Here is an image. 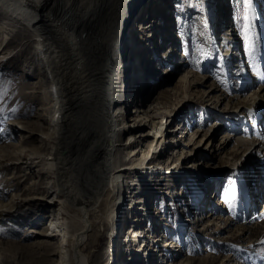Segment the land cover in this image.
<instances>
[{"label": "rangeland", "instance_id": "374dc122", "mask_svg": "<svg viewBox=\"0 0 264 264\" xmlns=\"http://www.w3.org/2000/svg\"><path fill=\"white\" fill-rule=\"evenodd\" d=\"M142 1L144 6L136 12L132 20V25L139 27L138 36L140 38L131 37L128 39V44L132 47L131 52L134 53L132 64L134 66L136 63L137 67L135 65L134 69L135 72L138 70V74L134 72L129 74L131 83L127 78V83L129 81L127 88H130L126 97L129 103L126 102L127 105L125 104L124 109H128L129 119L138 118L139 112L135 111L140 108L144 111L142 113L144 116L147 114L150 117L157 116L155 120L163 121L169 130L174 131L173 133H177L178 128L181 129L176 136L177 139H181L182 144L167 142L166 152L161 161L151 160L148 168L140 175L133 172L127 173V177L122 179L118 191L115 190L111 194L110 191H106L101 194V197L108 198L109 205L120 196H126V199L131 198L130 204L135 197V200H141V204L138 209H135L138 205L134 206V215H130L129 210L124 207L123 214L120 213V216H117L116 228L118 232L115 240L111 234L115 233V228L111 230L108 224L102 226L96 243L91 247L94 250L95 264L105 263L111 252L112 247L110 246L115 249L113 253L119 252L117 254L118 264H129L134 259L131 258L133 250L127 247L124 249L122 242L127 240L130 242L131 238L128 239L127 234L132 232L129 227L135 224L139 225L134 227L136 231L146 238L145 240V238L137 236L138 241L143 244V248L139 246V243L135 242V244L137 248H141L145 252V257L150 254L149 260L144 258V255L139 258L146 261L147 264H220L229 255L236 259L237 264H264V243H262L264 241V187L260 189V194L254 199H257L258 202H253L252 208L249 207V213L244 212L243 209L238 211V206L241 204L239 198L241 190L236 177L237 171L241 170L243 164L252 165L251 160L246 161L248 155H252V153L255 156L262 155L264 152V115L260 119L254 115V108L256 110L259 108L256 104L264 102V99L258 95L254 96L261 83L257 81L253 86L240 91L234 87V82L239 80V75L235 71L234 76L230 74L224 76L223 73L217 72L221 67L216 66L215 57L208 50V44H210V40L215 39L217 45L220 40L218 32L210 34L209 27L213 25V22H205L207 19L204 16L205 12L210 11L208 3L214 0ZM216 1L218 5L219 0ZM223 2L224 0L220 1V14H224L223 4L225 2L228 4V12L225 19L221 15L218 17L225 20L229 26L231 25L233 30H238L237 36L246 50L243 55L247 54L248 58L245 60L244 56L240 61L242 64L236 63L238 67L235 70L242 65L245 69L253 68L258 74L248 45L252 50L254 49L255 35L258 34L256 27H252L251 18L260 21L262 20L261 16L258 18L251 16L248 4L240 0L243 5L244 18L241 21H236L231 12L230 0ZM155 3L158 6L155 7ZM197 5L203 11L200 12ZM0 7L8 8L7 6ZM1 22L7 26L5 30L7 42L5 47L2 46V48L4 47L3 51L0 49V59H2L0 63V159L3 160L11 158L9 153L13 150V145L19 143L26 147L27 151L33 147L41 149V151L49 149L51 140L46 137L49 136L48 133L52 135L54 132L58 116L54 109L57 106L55 101L58 90L54 89L51 83L50 78L53 74L46 58L36 48L39 43L37 29H34L21 13L11 16L7 9L6 12L0 13ZM25 23L29 29L26 28L24 34ZM129 28L128 33L130 32ZM201 29L204 32L208 30L207 38H202L203 31H200ZM131 30L133 29L131 28ZM226 32L229 34V31ZM226 32L225 36H228ZM154 33L157 34L161 42L151 40L152 37L156 39ZM183 34L191 36V39L186 40L187 47ZM14 36H16L15 41H13ZM196 36L200 37L197 38V42L201 41V47L195 45L193 38ZM151 44L152 52L149 51ZM137 52L139 53L137 54ZM144 65L149 70L153 68L157 75H161L162 79L152 88L139 93L145 81L151 82L150 77L142 71ZM122 79L123 77L115 79L113 86ZM164 88L165 90L172 88L175 90V93L171 95L170 107L164 106L159 99ZM110 89L112 90V86L109 91ZM107 98L108 91L103 92V95L92 104H85L83 107L87 116V122L83 125L85 129H100L104 122V105ZM61 101L66 102V98L62 97ZM247 102L251 103L254 108L251 110L244 108L243 105ZM153 107L155 111L149 112ZM65 110L67 108L63 107L62 114L65 113ZM29 127H32L36 133L28 132ZM213 133L215 136H212ZM26 135L27 137H25ZM181 136L182 138H180ZM22 138L27 141L21 142ZM126 139L127 136L124 137V141ZM138 140L142 141V138ZM151 140L150 137L146 139L145 145H149ZM136 145L126 148L125 152H132ZM142 155L140 153L136 159H141ZM252 157L254 158L252 155L250 159ZM256 159H253V161L256 160V168L253 165L252 169L255 174L258 169L257 175L262 177L264 175V160L260 162L259 157ZM162 160L163 164H159ZM172 161L175 166L180 164L183 168L191 169L194 166L192 171L197 176L201 174L200 178L198 177L199 180L205 178L200 182L206 183L205 187L209 186L207 195L210 200L212 199V202H215L212 195L213 191H216V200H218L221 210L215 211L213 217L202 220L209 213L208 210H204V213L200 210L196 211L197 207L192 205L194 197L189 186L192 180L190 182L188 174L176 180L177 177L175 178L171 174L175 169H168ZM16 164L10 168L7 164L0 167V241L5 243L3 249L4 251L7 249L5 254L9 253L7 255L11 258L12 264H38V260L42 259L41 255L45 251L41 245L48 243L50 246H54L58 240L51 237L53 235L47 236L44 233L47 232V224H50L57 214L55 202L59 196L58 190L62 191L67 188L68 179L63 181L52 174L46 175V173L43 178H39L30 174V168L26 167L24 171L17 170ZM156 164L161 167L165 165V168H161L162 174L156 171ZM31 165L33 168H39L36 162ZM258 165L263 166L260 168ZM61 175L59 174V176ZM259 176L258 180L264 185V180ZM10 177L13 178L10 179ZM195 178L197 179V177ZM56 183L58 186H55ZM41 184L44 187L40 188ZM184 192L187 194L181 195ZM174 197L178 200L176 201ZM40 210H45V212L38 217ZM156 210L160 211L161 214L158 213V215H163L165 219L164 221L162 218L155 219L159 222V224H155L161 227L163 222L164 226L162 227L166 228L165 224L168 223L171 229L169 231L159 229V232L155 233L151 230H143V232L151 231L154 233V237L160 238V241L155 243L159 246L154 245L152 238L148 239L141 230L146 227V224L142 225V223H148L151 226L155 222L152 220V216L154 212L157 213ZM181 211L184 215L181 214ZM190 211H193L194 215H198L197 218H190L191 215H187ZM139 213L151 221L140 217L143 222L137 223L138 221L133 219L137 218ZM186 216H189L190 221L195 220V222L184 223L188 220ZM199 217L200 221H197ZM151 244H153L152 248L156 249L154 252L151 250ZM31 245L33 247L35 245V252L27 250ZM121 247L123 253L127 252L128 256L120 254ZM162 247L166 248L163 250ZM53 251L51 248L46 252L47 264H52L56 258V253H52Z\"/></svg>", "mask_w": 264, "mask_h": 264}, {"label": "bare ground", "instance_id": "6f19581e", "mask_svg": "<svg viewBox=\"0 0 264 264\" xmlns=\"http://www.w3.org/2000/svg\"><path fill=\"white\" fill-rule=\"evenodd\" d=\"M214 1L208 3L210 12L214 8L217 16L215 21H213V25L209 27L210 34L215 32L216 27L227 24L225 20H221V18L218 17L221 15V0H219L218 5L217 1ZM0 6L8 7H0L1 14L4 11L6 12V9L7 12L10 11L11 16L21 13L24 18L32 24L33 28L37 29L36 31L39 35L37 40L39 43H37L36 48L46 58L47 64L49 68H51V73L53 74L50 78L51 83L54 89L58 90L57 99L55 101V105L57 104V106L54 108L58 116L54 125V132L52 135L48 133L49 136L46 137L48 140L49 138L51 140L49 149L41 151V149L33 147L31 150L29 149V151H27L26 147L20 143L13 145V150L9 153L11 154V158L0 159V167L7 164L10 168V166L17 163L15 167L17 170L24 171V168H30V174L38 176L39 178H43V175L46 173V175L52 174L63 181L68 179L67 188L62 191L58 190L59 196L55 202L57 204V216L55 215L50 224H47V232L44 233L47 236L53 235L51 237L58 240L54 246L52 245L54 248L48 243L41 245L45 251L41 255L43 256L42 259L38 260L37 263L47 264L48 258L46 252L52 248L54 250L52 253H56V258L52 264H95L94 250L91 249V247L96 243L99 231L104 224H108L111 230L115 228V233H111L115 240L118 232L116 228L117 216L118 214L120 215V213L123 214L124 207L126 209L131 201V198L126 199V196H120L119 198L117 197L115 202L109 205L108 198L101 197V194L106 191H110L111 194L113 191L117 190L122 183V179L127 177V173L133 172L140 175L148 168L151 160L161 161L162 156L166 152L165 146L168 144L167 142L174 144L179 143V145L180 143L182 144L181 139H177L176 136L181 129L178 128L176 131L177 133H173L174 131L169 130L168 127L163 124V121L157 122L155 120L157 116L154 115L150 117L148 114L144 116V114H142L144 111L140 110V108L135 111L137 113L139 112L140 118L129 119V111L128 109H124L126 102L129 103L126 97L130 88H127L129 83V81L127 83V78L131 83L129 74L133 72L138 74V70L135 72L134 69L136 63L134 66L132 64L134 53L131 52L132 47L129 46L128 39L131 37L140 38V36H138L139 27L137 28V26L134 25L136 27V30H134L135 27L132 25V20L136 12L144 6V3L142 0H0ZM156 6L158 5L155 3V7ZM250 8L253 17L255 16L258 18L261 16L262 19L260 21L254 20V23H256L258 27L264 29V0H252ZM223 11L224 14L221 16L225 19V15L228 12V4L226 2L223 4ZM205 13L206 15L204 16L207 19L205 22L210 21L207 17L209 12ZM201 22L203 21L201 20ZM251 22L253 23L252 18ZM26 24L27 23H25L23 27L24 34L26 28L29 29ZM252 27L254 28L253 24ZM128 28L130 30L129 33L127 32ZM131 28L133 30H131ZM6 29V24L1 22V51H3L5 47L4 42H7ZM204 30H206L205 27ZM200 31H203V29ZM235 31L238 32V30ZM207 32L203 31V39L208 37L209 33L207 35ZM219 35L218 33V38ZM256 36L257 35H255V39ZM15 37L16 36H14L13 41L16 40ZM221 37H223V39L217 44H221L224 40L227 42L228 39H230L231 45L228 46V52L230 51L231 54L236 51L235 48H232L235 46L240 53L239 56L233 54L228 59H225L224 56L219 59L221 65L228 60L225 64V70L228 72V75L234 76L235 73L233 70L238 66L236 63L240 64V61H242V51L245 50V47L243 43L241 45L239 38L233 36L230 38L229 34L225 36V32ZM212 40L213 41L210 40V45L216 47V40ZM126 43L128 44V48ZM2 46L4 47L2 48ZM138 53L139 52H137V54ZM1 61L2 59H0V63ZM147 66L149 67V65ZM142 71L145 75L150 77L151 82H149V80L145 81L139 93H142L143 90L147 91L152 88L162 79L161 75H157L153 68L149 70L144 65ZM219 71L221 74L224 72L222 68H219ZM248 75L246 71L244 72V76H242L244 82L250 78L249 85L246 84L242 90L249 86H253L258 81L261 83V86L258 87L259 89L255 92L254 96L258 95V97L264 99V76L258 74ZM121 77H123V79L113 86L115 79ZM111 86L112 90L110 89L109 91ZM107 91L108 98L104 105L105 114L102 126L99 130H95V128L85 129L83 125L87 122V116L83 107L87 103L92 104L103 95V92L105 93ZM174 93L175 90L173 88L166 90L164 88L159 95L161 103H163L164 106L170 107L171 95ZM62 97L66 98V102L61 101ZM262 104H264V102L256 104L259 107L257 111L261 112V115H264V109H261L264 107ZM243 106L246 109L250 108V110L254 108L249 102ZM63 107L67 108L64 114H62ZM154 109L153 107L149 112L155 111ZM28 132L36 133L32 127H29ZM125 136H127L126 141H124ZM212 136H215V134L213 133ZM25 137H27V135ZM149 137L152 138L151 143L145 145L144 141ZM139 138H142V141L138 140ZM180 138H182V136ZM23 139L24 138H22L21 142L26 140ZM135 144L137 145L136 148L132 150L133 153L125 152L126 148ZM140 153L143 154L142 158L136 159ZM34 162L38 164L39 168H33L31 164ZM159 164H163V160ZM159 164L155 165L157 166L156 171L162 174V169L165 168V165L161 167ZM168 167V169H175L171 174H173L175 178L177 177L176 180L181 179V177L186 174L190 176L188 179L190 182L192 180V182L189 186L192 191V196L194 197L192 205L197 207L196 211L200 210L204 213V210H208L207 212H209L206 216H202V220L207 217H213L215 211L221 210L217 202L218 200H216V195L213 198L215 202L209 199L207 195L209 186H207V188L204 186L206 183L200 182V180L205 178L202 176L203 178L199 180L201 174L197 176L192 171L194 166L191 169L183 168L180 164L175 166V163L172 161ZM242 170L243 168L241 167V170L239 169L237 171L238 176H240ZM244 172L245 171H243V173ZM254 172L255 171H253V173ZM59 174L62 175L59 176ZM253 176L254 187H257V189L259 187L258 190L260 191L263 187L261 186L260 188V181L257 179L259 175L257 176L256 172ZM195 177H197V179ZM12 178L13 177H10V179ZM238 182L240 187L243 188L247 183L244 181L241 183L240 180ZM153 184L156 185L155 183ZM55 186H58V184L56 183ZM41 187H44V185L41 184L40 188ZM184 191L186 190L184 189ZM260 192L256 194L259 195ZM184 193H181V195L187 194V192ZM257 195L255 197H258ZM239 198H241L242 201H246L247 199L245 195L241 194V191ZM133 199L134 200H132L127 208L130 215H134L135 210L133 209L137 205L135 209H138L139 204H141V200L137 201L135 197ZM174 199L176 200V197H174ZM254 201L258 202L257 199ZM244 205V209L247 210ZM120 206H123L121 209L122 211L120 210ZM238 207V211L243 209L241 204H239ZM156 211L157 213L154 212L153 216L151 214L152 220L155 221V219L162 218V221H164V216H159L158 213H160V211ZM44 212L45 210H40L38 217L42 216ZM247 213H249L248 210ZM142 215L143 214L139 213L137 218L135 217L133 220L143 222L140 218ZM241 216L243 217V215ZM197 221H200V217ZM161 224L164 226L163 222ZM209 224L207 225L209 226ZM162 226L158 227V225L153 222L151 226L148 225L150 229H148L147 225L145 228L141 229L142 234L144 233L148 239L152 238L154 245H157L155 243L160 241V238L154 237V233L159 229H165L163 231H169L171 229L168 223L165 224L166 228ZM132 227L133 225H131L130 228ZM129 230H132L130 234H127L128 239L131 238L130 242L128 240V242H122L123 246L133 250V252H131V258L134 259L130 261L129 264H147L146 261L139 259L143 257V255L144 258H146L145 252L141 248H137L135 244L136 237L140 235V232L136 231L134 227ZM143 230H151L154 231V233L151 231L143 232ZM4 246L5 243L0 241V264H12L11 258L8 256L9 253H7L8 255L5 254L7 249L4 251ZM110 247H112L111 252L104 264H118L119 257H117V254H119V252L116 251L113 253L115 249L113 246ZM27 250L35 252V245L34 247L32 245L28 246ZM151 250L154 252L156 249L152 248ZM123 252V248L121 247L120 254L128 256L127 252ZM235 260L233 256L229 255L227 258L223 259L220 264H237Z\"/></svg>", "mask_w": 264, "mask_h": 264}, {"label": "trees", "instance_id": "16d2710c", "mask_svg": "<svg viewBox=\"0 0 264 264\" xmlns=\"http://www.w3.org/2000/svg\"><path fill=\"white\" fill-rule=\"evenodd\" d=\"M242 1V0H241ZM233 13H234V18L236 21H241L243 20V5L241 4L240 0H234L233 1Z\"/></svg>", "mask_w": 264, "mask_h": 264}, {"label": "snow or ice", "instance_id": "6c2138e0", "mask_svg": "<svg viewBox=\"0 0 264 264\" xmlns=\"http://www.w3.org/2000/svg\"><path fill=\"white\" fill-rule=\"evenodd\" d=\"M244 3L248 4L249 7L251 6V0H243ZM262 243H264V241H262Z\"/></svg>", "mask_w": 264, "mask_h": 264}]
</instances>
